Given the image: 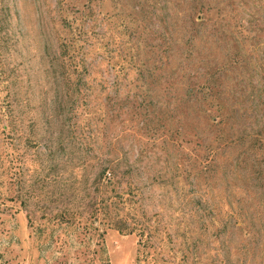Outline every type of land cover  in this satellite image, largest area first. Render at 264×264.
I'll return each mask as SVG.
<instances>
[{"label": "rangeland", "instance_id": "1", "mask_svg": "<svg viewBox=\"0 0 264 264\" xmlns=\"http://www.w3.org/2000/svg\"><path fill=\"white\" fill-rule=\"evenodd\" d=\"M0 264H264V0H0Z\"/></svg>", "mask_w": 264, "mask_h": 264}, {"label": "trees", "instance_id": "2", "mask_svg": "<svg viewBox=\"0 0 264 264\" xmlns=\"http://www.w3.org/2000/svg\"><path fill=\"white\" fill-rule=\"evenodd\" d=\"M107 182H110V180L109 179H107ZM123 228V227H122ZM130 229L132 230V227H130Z\"/></svg>", "mask_w": 264, "mask_h": 264}]
</instances>
